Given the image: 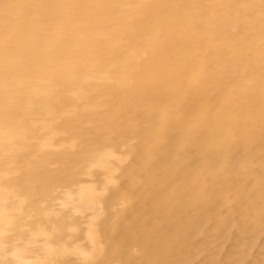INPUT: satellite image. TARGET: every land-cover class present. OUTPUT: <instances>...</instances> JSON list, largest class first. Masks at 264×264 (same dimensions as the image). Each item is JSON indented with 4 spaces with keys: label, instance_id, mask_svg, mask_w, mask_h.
Here are the masks:
<instances>
[{
    "label": "bare ground",
    "instance_id": "1",
    "mask_svg": "<svg viewBox=\"0 0 264 264\" xmlns=\"http://www.w3.org/2000/svg\"><path fill=\"white\" fill-rule=\"evenodd\" d=\"M0 264H264V0H0Z\"/></svg>",
    "mask_w": 264,
    "mask_h": 264
},
{
    "label": "rangeland",
    "instance_id": "2",
    "mask_svg": "<svg viewBox=\"0 0 264 264\" xmlns=\"http://www.w3.org/2000/svg\"><path fill=\"white\" fill-rule=\"evenodd\" d=\"M228 248H229V247H228L227 243H225V245H224V247H223L221 253H222V254L227 253ZM200 256H201V258H202V257L204 256V253H202Z\"/></svg>",
    "mask_w": 264,
    "mask_h": 264
}]
</instances>
